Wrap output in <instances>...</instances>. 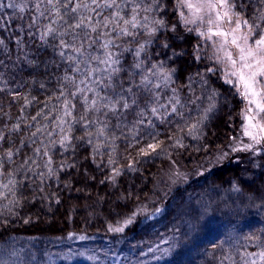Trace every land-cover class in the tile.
<instances>
[{
	"label": "trees",
	"instance_id": "obj_1",
	"mask_svg": "<svg viewBox=\"0 0 264 264\" xmlns=\"http://www.w3.org/2000/svg\"><path fill=\"white\" fill-rule=\"evenodd\" d=\"M11 2L0 0L5 5L0 8L4 41L0 46V136L4 137L0 139V264H244L245 260L264 264L258 256L248 255L264 251L263 151L256 155L257 167L248 170L249 177L238 165L218 170L173 193L158 214L136 221L127 232H106L114 219L146 198L165 160L179 152L199 158L217 150L240 124L245 100L225 81L207 45L178 25V0H155L159 7L140 12L142 23L145 15L149 17V26L154 19L165 21L166 27L155 37H149L146 29H135L132 42V37L111 33L114 25L101 29L120 45L119 49L110 46L125 69L117 83L123 81L127 88L130 82L138 84L141 75H149L153 86L161 83L159 89L137 91L139 106L119 119L110 112L105 116L104 109L85 110L84 97L93 96L86 88L93 85L80 84L84 75L69 71L67 55L76 54L69 51L62 60L60 38L41 41L40 32L49 20L41 17L29 27L35 0H14L28 5L24 13L8 8ZM234 8L249 24H260L257 32L264 33V21L258 19L264 0H234ZM110 11L94 19L101 20ZM125 11L130 12V7ZM104 39L92 48L85 45V56L103 57ZM145 42L143 71L130 76L136 57L125 49L135 50ZM164 43L170 46L164 48ZM153 63L171 74L166 85L148 73ZM86 67L81 65L82 71ZM66 76L72 79L66 82ZM73 80L85 89L76 97L70 95L76 90ZM155 97L167 109H160L158 117L150 111ZM66 98L68 107L75 105L72 117L64 116ZM150 98L153 102L140 117ZM172 98L180 104L169 103ZM104 123L109 128L100 137L96 132ZM193 125L196 128L191 130ZM65 132L70 142L61 146ZM156 142L160 148L155 153L140 154L148 143ZM49 158L52 163L46 167ZM81 252L98 259L65 262Z\"/></svg>",
	"mask_w": 264,
	"mask_h": 264
},
{
	"label": "snow or ice",
	"instance_id": "obj_2",
	"mask_svg": "<svg viewBox=\"0 0 264 264\" xmlns=\"http://www.w3.org/2000/svg\"><path fill=\"white\" fill-rule=\"evenodd\" d=\"M180 3L182 6L187 7L190 10L195 8L197 14L205 7L208 9L219 7L225 9L223 16L226 17L229 16L232 7L228 3V0H216L215 3H213L212 0H202L200 6L193 5L190 0H180ZM4 6L5 5L0 4V8ZM6 6L18 10L20 13H24L28 7L27 4H17L14 0ZM32 7L35 10V14L31 17L29 27L31 28L34 26L37 23V20L41 17L44 20H49V23L44 25V31L40 32L41 41H46L49 37L52 39L60 38L58 46L61 49L59 51L61 59L63 60L69 51L76 54L75 56L67 55V60L70 62L69 71L84 75L85 79L81 80L80 84H85L87 81L93 85V87L86 88L87 92L93 93L91 98L87 96L84 97L83 103L86 111L93 110L100 112L101 109H104L106 110L104 113L105 116L110 112L119 119L120 115L126 110L139 106L140 98L136 96L137 91L142 89L143 91L150 92L152 87H155L156 89L161 87V83H156L153 86L149 75H141L144 68L141 54L145 51L146 43L154 41L140 43L135 50L125 49V51L133 52V55L136 57V60L128 70V74L130 76L141 75V80L138 84L130 82L129 86L125 88L123 81L117 83V81L120 80V74L124 72L125 69L121 65L119 57L112 52L110 48V46H112L119 49L120 45L116 44L115 40L109 38L110 34L108 31H101V29H109L110 25H114V27H111L110 29L111 33H114L117 38L132 37V42H135L136 39L135 33L132 31L135 29H146V34L149 37H155L160 29L166 27L165 21L163 19H154L150 22L152 26H149V17L147 15L143 17V23L139 18L141 11L149 13L154 7H159V4L156 3L155 0H153V3L149 4H145L144 0H35ZM129 7L131 11L126 12L125 8ZM106 10H111L108 15L103 16L101 20L94 19V17H101ZM197 18H199L198 15ZM220 18L221 16L217 15V20ZM258 19L264 21V12L259 15ZM234 22L236 27L233 29L231 43L236 45L240 50L239 60L241 65L240 68L234 70L231 75L236 76L238 78V83L243 86V92L241 93L243 98L249 105L254 106V109L252 107L246 108V115L244 117L246 121L244 135L249 137L254 145H261L264 144V80H259L258 77L264 78V33L257 32V29L261 28L260 24H249L247 19H242L239 16L235 18ZM185 23H195V20H185ZM57 24L60 25L59 29L53 27V25ZM242 24L247 26L248 31L242 37H238L235 33L240 32ZM253 32H256L259 38L255 39L254 43L249 45L248 40ZM94 33L96 34L95 36L92 35ZM215 34L219 36L228 35L219 31ZM29 35H31V33H29ZM201 35H203V33H201ZM66 37H70L71 39L67 40L65 39ZM101 37H105L103 42L100 43V47L104 50L103 57L91 54L85 56V45H87L88 48H92L93 45H96L101 41ZM239 39L244 41V47H241L238 43ZM77 41L80 42L79 46H77ZM17 43L21 44L22 42L18 40ZM0 46H4V41L2 39H0ZM162 46L168 48L170 45L164 43ZM226 55L235 68L237 61L232 59L230 53H226ZM78 57L82 59L77 60ZM71 63H75V67H71ZM81 65H86V69L82 71ZM162 68V64L158 66L153 63L151 64V67L148 68V73H150L151 77L160 79L162 83L166 85L171 79V74L165 73ZM69 79L72 78L68 76L65 77L66 82ZM227 82L231 83V81ZM73 84L76 90L70 93L72 97H76L78 94L85 92L84 88L75 85L74 80ZM101 91L105 94L101 95ZM173 92H175V89H173ZM141 94H143V92H141ZM60 95L63 96L64 92L61 91ZM152 95L154 96L155 94L153 93ZM158 101L159 97H155V106L150 109L153 117L159 116L160 109H164L165 112L167 111L165 105ZM149 102H153L151 98L144 102V108H142L139 113L140 117H143L146 114ZM169 103L180 104V100L178 98H172ZM69 104L70 101L66 98L64 100V116L72 117L71 109L74 108L75 105L72 104L70 108L68 107ZM208 110L210 111L211 109L209 108ZM176 111L177 108L173 106L172 112ZM35 119L36 117H33V120ZM81 119H83V117H81ZM64 122L65 121L61 118V125H63ZM137 122L142 121L138 120ZM91 123H95V121ZM118 126L119 125H117V127ZM108 128L109 125L104 123L97 129L96 134L100 137H104L106 129ZM195 128L196 125H193L191 130H194ZM37 131H39V129H37ZM61 131H63V128ZM69 131H71V128H69ZM35 135L36 133H33V136ZM88 135L91 136L92 133H88ZM0 139H4V137L0 136ZM68 142H70V137L68 133L65 132L60 138V144L61 146H64ZM244 147L245 150H247L252 148L253 145H245ZM158 148H160L159 142L148 143L147 149L142 148L140 154L148 155L149 152L155 153ZM37 153H39L38 149ZM44 155L48 156V152H44ZM7 156L8 158H11L12 152L8 151ZM51 163V158H49L45 166L47 167ZM48 174L52 175L51 168H49ZM115 174L118 175L119 172L116 171ZM131 222L130 219L125 221L126 224ZM110 230L120 232L123 229L115 228ZM248 255H256L260 261H264V251ZM244 264H257V261L251 260L249 262L248 260H245Z\"/></svg>",
	"mask_w": 264,
	"mask_h": 264
},
{
	"label": "rangeland",
	"instance_id": "obj_3",
	"mask_svg": "<svg viewBox=\"0 0 264 264\" xmlns=\"http://www.w3.org/2000/svg\"><path fill=\"white\" fill-rule=\"evenodd\" d=\"M193 5L200 6L202 0H190ZM213 3L216 0H212ZM228 3L232 6L229 16H223L225 9L215 8L208 9L202 8V10L197 14L194 9H188L181 5L180 0H178V14L179 22L178 25L182 27V30L188 31L194 36L200 38V43L206 44L210 53L213 55L215 61L220 66V70L225 81H231V85L235 86L237 91L243 92V86L238 83V78L232 76L231 73L234 70L240 68L241 62L239 60L240 50L231 43L233 29L236 27L235 18L240 16L238 11H235L234 0H228ZM183 14V15H182ZM197 15L199 18H197ZM217 15L221 18L217 20ZM185 20L193 21L195 23H185ZM223 32L228 35L219 36L216 32ZM248 31L247 26L241 25L240 32L235 33L238 37H242ZM203 33V35H201ZM255 39H258L254 33L248 40V44L254 43ZM241 47H244V41L242 39L238 40ZM226 53H230L232 59L237 61L235 68L230 63ZM247 71V70H245ZM259 80H264V78H259ZM245 100V99H244ZM245 104L242 108V113L240 116V124L236 131H232V135L229 137L225 145L217 150L211 151L199 158H193L190 156H185L181 152L172 155L170 158L165 160L163 164L158 168L153 181L152 187L149 194L140 201L134 209L126 214L123 212V216L114 219L113 225L107 226L106 232L109 234H122L127 232L133 224L140 220L145 219L150 216L158 214L162 209L165 201L176 191L185 187L193 181H198L205 176L214 173L218 170L224 169L229 166L238 165L243 176L249 177L248 170L252 167L255 169L257 167L256 155L260 152H264V144L254 145L253 141L244 135V128L246 121L244 119L246 115V108L252 107L245 100ZM245 145H253L252 148L245 150ZM235 149V150H234ZM131 220L132 222L126 224L125 221ZM122 228L120 232L112 231L110 229ZM101 232V231H100ZM103 233V232H101ZM97 256L81 252V254L71 255L64 261L66 263H73L72 261L77 260L79 263L90 262L95 260ZM98 259V258H97ZM60 263L59 260H55Z\"/></svg>",
	"mask_w": 264,
	"mask_h": 264
}]
</instances>
